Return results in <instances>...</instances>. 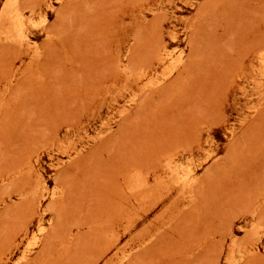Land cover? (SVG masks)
<instances>
[{
  "label": "rangeland",
  "instance_id": "rangeland-1",
  "mask_svg": "<svg viewBox=\"0 0 264 264\" xmlns=\"http://www.w3.org/2000/svg\"><path fill=\"white\" fill-rule=\"evenodd\" d=\"M0 264H264V0H0Z\"/></svg>",
  "mask_w": 264,
  "mask_h": 264
},
{
  "label": "bare ground",
  "instance_id": "bare-ground-1",
  "mask_svg": "<svg viewBox=\"0 0 264 264\" xmlns=\"http://www.w3.org/2000/svg\"><path fill=\"white\" fill-rule=\"evenodd\" d=\"M19 1V0H18ZM14 5V4H13ZM13 7V6H12ZM7 8H9V7H7ZM7 15V14H6ZM17 17V16H16ZM23 18V17H22ZM45 19V18H44ZM16 20V19H15ZM20 20V19H19ZM18 20V21H19ZM14 21V20H13ZM19 23V22H18ZM22 24V23H21ZM21 24H19V25H21ZM23 25V24H22ZM15 27V26H14ZM20 27V26H19ZM22 27V26H21ZM19 28H17V30H18ZM21 29V28H20ZM16 30V29H15ZM12 31V30H11ZM19 32H20V30H19ZM4 34V33H3ZM17 35V34H16ZM9 36V35H8Z\"/></svg>",
  "mask_w": 264,
  "mask_h": 264
}]
</instances>
